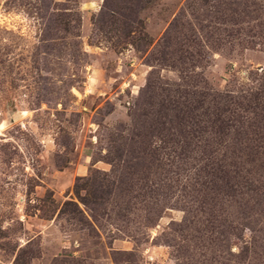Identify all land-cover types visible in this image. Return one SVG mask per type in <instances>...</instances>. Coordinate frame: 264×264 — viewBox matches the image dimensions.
Returning a JSON list of instances; mask_svg holds the SVG:
<instances>
[{
    "label": "rangeland",
    "instance_id": "obj_1",
    "mask_svg": "<svg viewBox=\"0 0 264 264\" xmlns=\"http://www.w3.org/2000/svg\"><path fill=\"white\" fill-rule=\"evenodd\" d=\"M0 264H264V0H0Z\"/></svg>",
    "mask_w": 264,
    "mask_h": 264
}]
</instances>
